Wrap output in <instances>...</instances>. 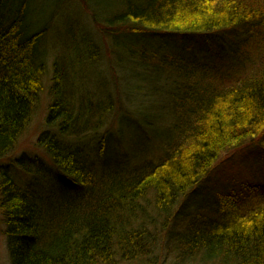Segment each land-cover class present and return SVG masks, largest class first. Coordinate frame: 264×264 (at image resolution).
Returning a JSON list of instances; mask_svg holds the SVG:
<instances>
[{
    "label": "trees",
    "instance_id": "obj_1",
    "mask_svg": "<svg viewBox=\"0 0 264 264\" xmlns=\"http://www.w3.org/2000/svg\"><path fill=\"white\" fill-rule=\"evenodd\" d=\"M82 1L118 42L120 89L140 105L113 120L107 101L83 113L66 94L71 70L53 64V135L38 142L56 178L39 164L43 181L23 187L0 174L9 264H264V192L232 179L208 203L203 182L237 153H264V0ZM47 14L0 0V160L44 89ZM194 49L249 64L222 70L184 56ZM112 140L115 166H96L91 145L101 159Z\"/></svg>",
    "mask_w": 264,
    "mask_h": 264
},
{
    "label": "rangeland",
    "instance_id": "obj_2",
    "mask_svg": "<svg viewBox=\"0 0 264 264\" xmlns=\"http://www.w3.org/2000/svg\"><path fill=\"white\" fill-rule=\"evenodd\" d=\"M25 1L34 3L36 14L44 15L48 13L49 25L40 43V52L47 67L43 79L44 89L40 94L32 118L23 129L13 150L0 160V174L8 171L21 187L27 183L43 181V176L35 175L37 164L44 165V169L51 172L50 176L56 178L55 169L51 166L38 142V138L42 133L47 132L48 136L53 135V130L47 126L45 117L49 105L48 89L52 85V66L55 62H58L62 68L71 70V76H69L68 71H64L68 85L66 94L76 107L82 109L83 113L86 112L87 102H95L93 104L95 106L98 101L99 103L107 101V103H112L111 119L113 120L116 116H123L120 113V105H124L127 112L137 110L140 105L138 95L133 96L123 87L120 89L125 82L121 79L124 63L116 56L118 48L117 46L115 48V45L118 42H111L110 37H106L100 32L98 24L92 17L94 12L88 10L82 0H58L57 2L56 0H22V2ZM98 19L103 20L100 15ZM121 41L123 40L121 39ZM233 49L226 46L221 51L228 52ZM86 50L91 51V53ZM184 56L194 62L205 63L209 60L213 64L212 67L216 66L222 70L229 67L236 70L244 66L247 67L249 64L247 61L243 65L239 63L236 56L229 57V55L217 61L215 58L210 57V52L206 49H194L185 52ZM73 58L76 64L73 62ZM90 58L93 59L91 62L89 61ZM117 61L121 65H118ZM170 85L172 84L170 83ZM107 125H110V123H107ZM113 127H117L115 120ZM58 137L66 142H72V139ZM147 137L150 138L149 135L145 136V138ZM94 144L95 141L91 145L89 160L100 168L103 167L105 162L110 166H115L119 151H122L121 146L112 140L107 154L99 159L97 158V147H94ZM144 155L149 157L146 153ZM232 179L248 182L257 190L264 192V153H237L221 170H216L210 178L203 180L206 192H204L205 198L209 200L208 203L212 202L217 192ZM46 181L53 183L48 175H46L44 183ZM205 208L206 205L203 213H205ZM4 229L5 226L0 213V264H9Z\"/></svg>",
    "mask_w": 264,
    "mask_h": 264
},
{
    "label": "bare ground",
    "instance_id": "obj_3",
    "mask_svg": "<svg viewBox=\"0 0 264 264\" xmlns=\"http://www.w3.org/2000/svg\"><path fill=\"white\" fill-rule=\"evenodd\" d=\"M31 21H33L35 24H38L37 23V21L36 20H32L31 19ZM89 53H91V52H89ZM93 59L92 58H90V61H92ZM73 62L75 63V59L73 58ZM76 64V63H75ZM91 112L93 113V115L95 116V117H98V114H97V111L95 110V109H91Z\"/></svg>",
    "mask_w": 264,
    "mask_h": 264
}]
</instances>
